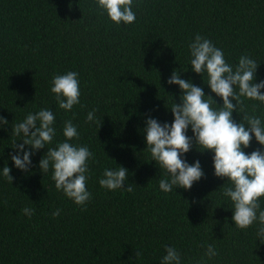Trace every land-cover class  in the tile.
I'll return each mask as SVG.
<instances>
[{
  "label": "trees",
  "instance_id": "obj_1",
  "mask_svg": "<svg viewBox=\"0 0 264 264\" xmlns=\"http://www.w3.org/2000/svg\"><path fill=\"white\" fill-rule=\"evenodd\" d=\"M133 3L136 21L118 26L95 0H0V116L8 121L0 125V264H162L166 247L180 253L181 264H264L259 225L235 227L232 202L223 195L228 181L214 175V153L194 142L182 159L198 160L204 178L190 190L165 193L159 187L165 171L152 161L143 132L148 118L173 123L170 110L182 95L167 83L174 71L212 96L214 108L223 106L207 74L191 69L189 43L197 34L234 68L250 56L259 65L255 82L264 81V0ZM69 71L79 74L81 96L65 111L50 89L55 76ZM242 99L244 112H233L234 121L241 123L246 112L264 123V103ZM41 109L55 115L56 135L47 147L66 139L64 124L71 120L79 133L71 143L94 154L86 210L56 189L51 167L43 174L39 163L47 148L31 157L28 172L11 160L13 144L23 138L12 126ZM186 134L194 139L191 127ZM258 148L264 151L253 135L244 151ZM6 164L12 184L2 175ZM119 166L129 172L131 192L99 184L105 169ZM260 203L264 210V198ZM24 208L34 214L29 218ZM209 244L218 253L212 259L205 255Z\"/></svg>",
  "mask_w": 264,
  "mask_h": 264
},
{
  "label": "clouds",
  "instance_id": "obj_2",
  "mask_svg": "<svg viewBox=\"0 0 264 264\" xmlns=\"http://www.w3.org/2000/svg\"><path fill=\"white\" fill-rule=\"evenodd\" d=\"M95 4L118 26L121 23L131 25L136 21L133 0H95ZM189 50L192 71L201 76L207 74L206 84L212 93L222 98L223 106L214 108L212 105H217L216 101L212 96H206L203 88L182 79L178 71L173 72L167 83L177 85L182 90L181 103L175 102L170 110L174 115L173 123L161 124L157 119L148 118L143 130L146 150L151 154L152 161L165 171L159 187L165 193L172 192L174 187L190 190L195 182L204 178L205 173L198 160L190 165L182 159L191 151L195 142L199 151L214 153V175L228 181L226 184L229 186H223V195L232 202L235 227L246 230L257 223L258 236L264 238V210L260 203L261 198H264V151L258 148L250 155L244 151L250 147L253 135L258 144L264 147V123L259 117L246 112L241 123L233 119V112H244L242 98L264 103V81L255 82L259 65L250 56L242 55L234 68L226 62L220 48L199 34L189 43ZM78 76L77 72L69 71L53 78L50 90L55 94L60 109L71 111L80 104ZM95 111L88 113L87 122L95 120ZM54 123L53 111L41 109L35 114L29 113L23 122L14 124L12 134L15 137L22 135L23 138L13 144L15 151L11 160L17 169L28 172L32 166L31 157L36 151L47 148L46 155L39 163L43 174L51 167L56 189L86 210L92 195L86 188L88 161L94 154L86 146H74L71 143L74 138L79 139L77 127L71 120L64 124L63 135L66 139L56 147H47L53 143L56 135ZM7 124L8 121L0 116V125ZM189 127L194 139L186 134ZM25 146H28V151ZM10 173L11 168L6 164L2 175L12 184L14 177ZM128 179V170L119 166L116 169H105L99 184L109 191L123 189L131 192L133 188L126 183ZM34 211L23 209L29 218ZM52 215L58 217L60 210ZM261 243H264V239ZM165 251L162 264H181L180 253L174 247H166ZM139 255L136 252V256ZM205 255L212 259L218 253L209 244Z\"/></svg>",
  "mask_w": 264,
  "mask_h": 264
}]
</instances>
